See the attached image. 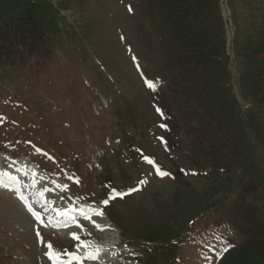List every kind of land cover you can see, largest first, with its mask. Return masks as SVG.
Here are the masks:
<instances>
[{"label": "rangeland", "instance_id": "rangeland-1", "mask_svg": "<svg viewBox=\"0 0 264 264\" xmlns=\"http://www.w3.org/2000/svg\"><path fill=\"white\" fill-rule=\"evenodd\" d=\"M223 2L216 132L178 93L168 0H0V264H80L84 239L54 225L73 218L109 264H239L243 237L214 209L242 192L264 225V0Z\"/></svg>", "mask_w": 264, "mask_h": 264}, {"label": "trees", "instance_id": "trees-1", "mask_svg": "<svg viewBox=\"0 0 264 264\" xmlns=\"http://www.w3.org/2000/svg\"><path fill=\"white\" fill-rule=\"evenodd\" d=\"M168 1L171 13L165 20L177 33L168 42V47L175 53L172 55L176 57L171 60L182 68L180 75L185 78L184 80L179 78L190 88L185 92L178 89V93L198 103V109L202 110L200 120L207 118L210 123L217 124L214 128L216 132L220 131V126L225 130L230 123L229 119L231 120V108L221 88L224 69L217 58L220 55L218 40L223 32L219 0ZM32 24L34 27L37 26L39 31H33L31 34L42 35L44 29L39 20L35 18ZM21 25H18V29ZM20 32L19 30L17 34L15 31L16 36L19 35L17 38L21 37L25 40L14 43L23 44L25 50L32 51L35 42L29 43L25 35H21ZM31 34L27 32L29 37ZM174 42L177 44L174 45ZM201 127L204 128L202 124ZM214 155H220L219 151H215ZM214 210L216 213H224L228 227L243 237L242 243L237 248L240 254L239 264L242 261L249 263L255 253L259 254L256 264H264V225L257 217L255 207L244 201L242 192L228 201L219 203Z\"/></svg>", "mask_w": 264, "mask_h": 264}, {"label": "bare ground", "instance_id": "bare-ground-1", "mask_svg": "<svg viewBox=\"0 0 264 264\" xmlns=\"http://www.w3.org/2000/svg\"><path fill=\"white\" fill-rule=\"evenodd\" d=\"M223 12L224 13H227V10H226V6H225V3L223 2ZM228 19V17H227ZM230 35V34H229ZM38 206V205H37ZM40 209H42V205L38 206ZM58 209V208H57ZM40 211V210H39ZM37 213V212H36ZM87 225V223H85ZM54 225L55 226V229L57 231V233L59 235H62L65 234L67 235L68 239L70 240H75L73 239V236H72V233H75L77 232V229L74 225L73 222L71 221H68V222H62V223H59L58 221H55L54 222ZM93 226V225H92ZM105 227H101L100 229L105 232L104 230ZM47 230V229H46ZM48 231V230H47ZM46 231V232H47ZM105 237V236H104ZM98 239V238H97ZM87 242H89V247H84L83 244L81 243L77 248H75V253H76V256H85L86 253L88 252H95L97 249H99V253H98V259L96 260H89V259H83L81 261H78L80 262V264H109V263H106L105 260L109 259V257H104L102 258L103 256H105V254H107L105 251L102 250V247L103 244L106 242V241H96V240H92V239H89V240H85ZM108 241V240H107ZM114 242L111 243V245L113 246ZM108 245V244H107ZM106 246V245H105ZM104 248V247H103ZM106 248V247H105ZM105 253V254H104ZM111 259V258H110Z\"/></svg>", "mask_w": 264, "mask_h": 264}, {"label": "snow or ice", "instance_id": "snow-or-ice-1", "mask_svg": "<svg viewBox=\"0 0 264 264\" xmlns=\"http://www.w3.org/2000/svg\"><path fill=\"white\" fill-rule=\"evenodd\" d=\"M129 10L131 11V8H129ZM145 83H146V85H147V87L149 89L155 91V84H154V82L145 80ZM157 111H159V109H157ZM146 159L148 160V163H150V164L151 163H154L151 158H146ZM156 172L161 177L170 175V173H167V172L162 171L159 167H157ZM6 176H8V173L7 172H0V178L6 177ZM9 179H13L14 180L15 178L14 177H9ZM0 184H3V179H0ZM133 190H135V189H133ZM21 199H23L22 196H21ZM102 203H104L105 205H107L108 200H103ZM29 211H32V209H31L30 206H29ZM93 213L95 215H103V213L100 212V211H98V210H93ZM58 214L59 215H67V213H64V212H60ZM33 215L36 216L37 219H40V217H39V215L37 213L33 212ZM81 215H83L85 217V219L88 218V214L85 213L83 210H81ZM73 222H75L74 218H73ZM97 227H99V225H97ZM37 236L38 237L40 236V233L39 232H37ZM72 236H73V239H75L77 241L80 240V237L78 235H76V233H72ZM82 244H83L84 247H89L90 246L89 245V242H87V241H83ZM47 247L49 249H52L53 246H52L51 243H48L47 244ZM98 253H99V249H97L95 252H88L83 257H81V256H74L73 258L75 260H77V261H81L83 259L96 260V259H98ZM47 255L49 256V259H53L54 261L59 259L58 256H54L51 252L47 253Z\"/></svg>", "mask_w": 264, "mask_h": 264}, {"label": "water", "instance_id": "water-1", "mask_svg": "<svg viewBox=\"0 0 264 264\" xmlns=\"http://www.w3.org/2000/svg\"><path fill=\"white\" fill-rule=\"evenodd\" d=\"M223 18L225 20V24L227 25L228 24V21L225 19L224 15H223Z\"/></svg>", "mask_w": 264, "mask_h": 264}]
</instances>
